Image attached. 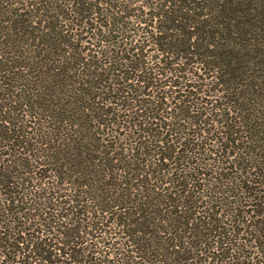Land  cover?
I'll list each match as a JSON object with an SVG mask.
<instances>
[{
  "label": "trees",
  "instance_id": "16d2710c",
  "mask_svg": "<svg viewBox=\"0 0 264 264\" xmlns=\"http://www.w3.org/2000/svg\"><path fill=\"white\" fill-rule=\"evenodd\" d=\"M0 264H264V0H0Z\"/></svg>",
  "mask_w": 264,
  "mask_h": 264
}]
</instances>
